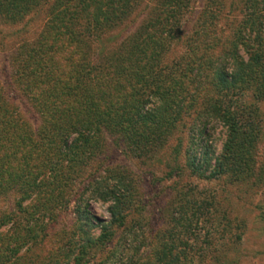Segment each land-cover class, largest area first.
Masks as SVG:
<instances>
[{
	"label": "rangeland",
	"instance_id": "374dc122",
	"mask_svg": "<svg viewBox=\"0 0 264 264\" xmlns=\"http://www.w3.org/2000/svg\"><path fill=\"white\" fill-rule=\"evenodd\" d=\"M157 1L139 0L130 13L111 23L102 34L88 36L90 30L81 22L72 25L82 37L77 45H65L60 50L49 37L46 5L14 22L0 16V94L17 111V125L38 140L40 117L16 88L29 82L36 89L32 88L33 93L42 90L36 85L42 67L34 69L35 57L26 67L31 50L36 52L43 44L47 56L58 51L60 61L65 57L68 62L77 60L78 69L70 76L63 62L57 66L56 59L53 66L46 67L49 84L45 83L39 96L64 100L71 81L80 76L77 72L84 74L87 67L101 68L95 74L102 78L106 73L104 81L115 80V65L132 70V64H123L124 58L137 37L155 32L161 9ZM245 2L185 0L181 7H172L175 12L167 20L171 31H157L150 39L156 45L144 43L153 49L152 71L160 69L173 78L172 83L162 80L161 86L165 91L175 89L178 99L182 97L180 108L173 104L166 110L171 117L179 113L173 124L166 125L171 130L166 141L147 158L134 157L115 136L103 132L99 140L102 148L85 159V165L76 169L77 174L64 188L61 196L67 206L60 202L61 196L55 200L49 194L36 196L35 201L33 197L26 199L19 207L15 205L18 194L0 197V217H9L0 227V237L9 246L15 244L11 258L0 250V264H8L9 258L11 264H161L155 260L159 252L175 264H264V12L251 25L260 26L259 31L251 32ZM237 36L240 39L230 50L239 55L240 78L235 87L219 90L213 70L229 74L228 45ZM17 51L21 55L16 57L15 66L20 65L15 74L12 60ZM253 54L262 59L255 66L249 61ZM26 69L34 71V78L22 76L20 70ZM92 83L96 88L99 85L98 81ZM135 88L140 95H147L149 90L146 83H136ZM214 104L223 118L210 112ZM228 114L239 122L236 142L242 144L241 160L237 170L208 177L227 138ZM61 149H49L45 163L55 160ZM44 152L40 154L44 156ZM203 152H207V164L202 165L200 175L189 173V164L199 162ZM64 159L59 157L65 169L71 163ZM110 170L116 176L123 173L128 185L122 219L108 229L107 238L81 248L80 255L84 227L75 221L71 207L84 208L93 216L87 235L91 239L99 236V227L110 219L109 204L93 199L92 183H112L107 175ZM39 202H44L40 204L43 207ZM43 210L41 222L34 224L41 223L42 229L33 226L29 230L33 223L29 215ZM33 232L36 240L29 238Z\"/></svg>",
	"mask_w": 264,
	"mask_h": 264
},
{
	"label": "trees",
	"instance_id": "16d2710c",
	"mask_svg": "<svg viewBox=\"0 0 264 264\" xmlns=\"http://www.w3.org/2000/svg\"><path fill=\"white\" fill-rule=\"evenodd\" d=\"M138 1L50 0L49 2L48 0H0V16L14 22L21 19L27 12L39 10L46 5L49 37L52 42H55L54 44L59 45L60 50L65 45H71V47L77 45L78 40L82 37L78 31L72 30V25H78L81 22L88 31L90 30L87 33L88 36L95 32L102 34L111 23L119 21L130 13L133 5L137 4ZM145 1L149 2V0ZM184 3L185 0L157 1V7L159 6L161 9L159 10L160 14L157 16L159 19L156 21L158 26L155 32L142 34L140 38L137 37L135 42L132 43L131 52L129 51V55L124 58L123 64L134 66L131 71L123 68L121 70L115 65L113 72V75H116L115 80L104 81L106 73L102 78L99 77L98 73L95 74L101 68L87 67L84 74L82 71L77 72L80 73V76L77 80L71 81L72 86L67 88L68 97L64 100L52 97L43 100L39 96L43 88L46 87L45 83L48 82L49 78L46 67L53 66V59H56L57 66L59 62H63L62 66L67 68L70 76L72 71L77 68L75 66L77 60L68 62L69 58L65 57L66 59L60 61L61 58L59 59L56 55L58 51L52 55L50 52L47 56L45 52L47 46H43V44L36 51L38 54L31 50L28 54L26 67H29L31 59L35 57L34 69L42 67L38 72L39 76L36 77L39 78L36 85H41L42 90H39L37 94L33 93L32 88L35 89V87L29 82H22L17 87L14 84V86L24 96L30 108L40 117V127L37 131L38 135L36 134L39 137L38 140H35L31 133L17 125V111L7 99H2L0 94V197L10 193L18 194L15 202L17 207L21 206V202L26 199L33 197L35 201L36 196L42 198L46 194L51 195L56 200L64 194V188L71 183V178L77 174L76 169L84 166L85 159L93 157L102 148L99 140L103 132L115 136L116 141L119 142L118 144L134 157L147 158L160 148L171 133L170 128L166 125L169 122L173 124L179 116L176 111L171 117L170 114L166 113V110L173 104L176 105V108L178 106L180 108L179 104L182 97L178 99L179 93L175 89L165 91L164 87L161 86L163 81L169 80L172 83L173 78L171 79L168 73L160 72V69L152 71L153 49H149L150 46L147 47L144 43L148 41L150 45H156L157 42L150 39L157 31L166 29L170 32L171 27L167 20L175 12L172 7L176 6L178 8ZM245 4H247L246 9H248L250 31L257 32L260 26L255 28L252 26L258 15L264 12V0H246ZM220 9L221 6L217 10ZM244 25H246V22ZM239 39L240 37L237 36V38H234L235 41L229 42L228 45V54L231 55L227 57L230 63L229 74L227 75L222 69L213 70V79L219 90H229L235 87L239 81V66L241 65L239 55L235 52V49L230 50L234 46L233 43L239 41ZM122 53H124V50ZM20 55L21 52L17 51L12 60L15 74L20 65L15 66L18 62L16 57ZM140 60L143 61L139 64ZM249 61L250 64L255 66L262 59L253 54ZM81 66H79V69L82 70L83 66ZM98 68L99 70H97ZM20 71H22L24 78L27 76L34 78L35 76L32 70ZM251 73L253 72H250V76ZM94 81L99 83L97 88L92 83ZM136 83H146L149 86L147 95L139 94L138 89L135 88ZM165 103H167L166 106ZM214 106L216 104L210 107V112H213V114L215 112L216 116L223 118V112L219 111V108L216 110ZM225 121L228 122L227 138L222 146L220 159H216L215 166L208 173V177L218 176L227 169L237 170L241 160L242 144L236 142L239 122L231 114L226 116ZM38 146L42 149L40 152H38ZM51 148L62 149L56 153L55 160L45 163L48 151ZM174 149L175 147L172 148V152ZM44 150L46 152L43 156L40 153ZM61 155L62 158H65L66 163H71L65 169L59 162ZM206 164L207 152H203L202 159L199 162L189 164V173L200 175L202 165ZM114 173L113 170L107 172V175L110 176L108 179L112 178L110 184L106 180H98V182L92 183L93 195L95 196L93 199L107 202L109 204L107 210L110 215L109 221L99 227L100 234L95 239H91L87 235L89 228L93 227L90 223L94 219L93 216L89 215L84 208H77L74 202L71 204V206L74 205L70 211L76 216L75 221L84 227L81 233L85 237L84 240H80L84 243L80 246V249L89 248L107 238L109 236L108 229L122 219L121 210L127 204L125 196L128 185L124 183L125 175L123 173L120 176L113 175ZM39 176L42 178L39 179ZM63 197H60V202L67 206L62 201ZM40 204L43 205L44 202H39V206ZM42 205L40 208L43 207ZM45 212L46 210H43L39 213L40 215L34 216V213L29 215V219L32 218L33 220L31 221L33 222L32 225H29V230L33 228L37 221L41 222L39 218L43 217L42 213ZM8 220V215L0 217V227ZM40 225L41 223L35 226L42 229ZM29 238L36 240L37 234L33 232ZM13 246H9V242H3L0 237V250L7 252L10 258L14 252ZM82 249L78 251L80 255L83 254ZM10 258L8 264L12 263ZM155 260L161 264H175L176 262L173 259L166 260L164 252H159Z\"/></svg>",
	"mask_w": 264,
	"mask_h": 264
}]
</instances>
